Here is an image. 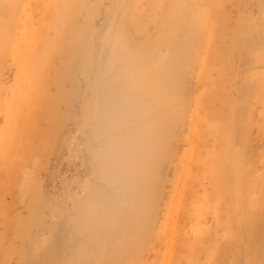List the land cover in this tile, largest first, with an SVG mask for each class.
Listing matches in <instances>:
<instances>
[{
  "label": "rangeland",
  "instance_id": "1",
  "mask_svg": "<svg viewBox=\"0 0 264 264\" xmlns=\"http://www.w3.org/2000/svg\"><path fill=\"white\" fill-rule=\"evenodd\" d=\"M0 264H264V0H0Z\"/></svg>",
  "mask_w": 264,
  "mask_h": 264
},
{
  "label": "bare ground",
  "instance_id": "2",
  "mask_svg": "<svg viewBox=\"0 0 264 264\" xmlns=\"http://www.w3.org/2000/svg\"><path fill=\"white\" fill-rule=\"evenodd\" d=\"M12 184H13V183H12ZM12 186L14 187V185H12ZM12 186H11V188H13Z\"/></svg>",
  "mask_w": 264,
  "mask_h": 264
}]
</instances>
